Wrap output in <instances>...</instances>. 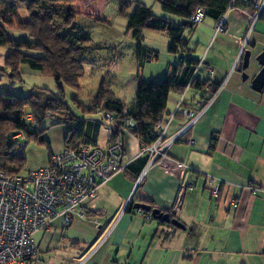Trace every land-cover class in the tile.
Wrapping results in <instances>:
<instances>
[{
    "label": "crops",
    "instance_id": "obj_1",
    "mask_svg": "<svg viewBox=\"0 0 264 264\" xmlns=\"http://www.w3.org/2000/svg\"><path fill=\"white\" fill-rule=\"evenodd\" d=\"M77 3L72 5L76 13ZM249 15L250 10L229 12L225 31L218 34H214V19L209 18L196 31L199 51L194 52L188 41L184 58L203 60L193 79L208 84L170 92L164 119L181 98L184 108L198 111L197 102L210 96L212 89L217 96L188 132L168 147L167 157L156 160L135 188L147 156L135 158L141 141L125 133L124 164L131 167L113 176L98 189L95 199L86 202L88 214L100 220V227L74 220L63 228L62 219L56 218L36 232L40 233L39 241L35 240L38 253L25 264H264V87L260 92L251 88L261 68L255 58L264 50V14L241 53ZM245 51L250 52V60L242 69ZM177 59L170 57L163 72L173 69ZM190 72L192 66L186 63L175 69L181 82L188 80ZM99 113L81 118L86 137L92 144L105 146L112 131H107L100 145L102 121L93 117ZM186 120L177 117L166 136H172ZM64 126L57 151L41 134L50 147L46 162L38 167L65 148L69 127ZM210 180L219 184L217 197L212 195ZM134 204L168 213L184 229L160 224L147 217L150 212H137ZM52 250L53 257L45 260V252Z\"/></svg>",
    "mask_w": 264,
    "mask_h": 264
},
{
    "label": "trees",
    "instance_id": "obj_2",
    "mask_svg": "<svg viewBox=\"0 0 264 264\" xmlns=\"http://www.w3.org/2000/svg\"><path fill=\"white\" fill-rule=\"evenodd\" d=\"M15 1L26 4L27 21L22 19ZM75 1L12 0L0 13V46L8 48L4 66L0 69L8 70L9 78L14 81L19 79L18 70L20 65L24 64L31 70L51 77L58 88V94L48 89L33 88L26 96H16L8 88L0 89V171L5 174H19L24 169V154L22 156L13 154L11 145L7 144L11 135L21 132L26 139L37 138L49 148V143L41 137V133L47 128L40 129L39 124L48 122L51 126L67 125L69 130L64 138V146L68 149H77L85 144L95 145L84 133L85 121L74 114L64 101L63 86L78 89V81L84 75L85 65L88 63L83 57L88 39L82 35L75 23L77 13L72 9ZM157 2L163 12L178 21L170 17L155 16L142 3L136 2L133 13L127 16V30L137 42L138 52L147 49L141 43L144 30L165 32L170 38L168 45L170 53L186 50L188 40L183 35L186 29H194L198 25L192 22L195 10L202 8L205 18L215 21L230 5V0H157ZM127 3L123 1L121 6L124 8ZM13 28L26 32L27 39L11 38L9 30ZM145 58L153 60L157 58V54L145 52ZM199 61L181 55L177 65L171 70L167 69L160 80H138L135 97L129 107L116 99L103 84L92 97L90 105L77 101V107L82 115L98 111L103 113L104 119L106 114L111 115V120L106 119L112 131L110 142H119L123 145V135L130 133L141 143L150 144L157 137L153 134L154 126L164 118L168 94L182 93L188 86L201 89L203 85L208 84L207 81L191 80L193 68ZM182 63L192 66L190 77L185 82L179 81L175 74L176 66ZM215 92L216 89H212L210 96ZM202 99L208 100L209 96ZM29 113L33 118L31 123L26 122ZM126 119L132 120L136 128H125ZM29 127H35V130L29 131ZM130 167L129 163L125 169ZM170 218H173L172 215ZM158 222L164 223L161 220Z\"/></svg>",
    "mask_w": 264,
    "mask_h": 264
},
{
    "label": "built area",
    "instance_id": "obj_3",
    "mask_svg": "<svg viewBox=\"0 0 264 264\" xmlns=\"http://www.w3.org/2000/svg\"><path fill=\"white\" fill-rule=\"evenodd\" d=\"M234 10H250L249 25L242 43L241 53L256 22L264 13V0H230L226 11L214 22V34L225 31L229 12ZM205 20L202 8H197L192 16L194 24ZM203 60L195 65L191 80L202 67ZM212 71H209V76ZM217 96V91L208 100L200 99L198 111L184 108L181 100L175 110L163 118L153 128L157 137L150 144H143L135 158L147 156L145 165L138 173L135 188L141 184L149 168L156 160L166 158L168 147L180 139L200 118L206 108ZM177 116L185 117L186 122L170 137L166 134ZM107 120L112 117L105 115ZM33 120L27 114L26 122ZM125 128L134 129L136 124L126 119ZM23 133L11 135L7 144L11 152L17 156L24 154L26 143ZM192 143V141H190ZM125 149L119 142H109L105 146L81 145L77 149L64 148L54 154L45 166L28 169L19 174H5L0 171V264H25L28 258L36 256L34 234L46 228L56 218H61L63 228H67L74 220L94 228L100 227V220L87 212L86 202L96 198L98 189L109 182L113 176L122 172ZM212 195L217 197L219 184L209 182ZM193 184V182H191ZM137 212L143 213L141 209ZM147 217L151 218L149 213Z\"/></svg>",
    "mask_w": 264,
    "mask_h": 264
},
{
    "label": "rangeland",
    "instance_id": "obj_4",
    "mask_svg": "<svg viewBox=\"0 0 264 264\" xmlns=\"http://www.w3.org/2000/svg\"><path fill=\"white\" fill-rule=\"evenodd\" d=\"M11 1L0 0V13L8 7ZM123 1L128 2L124 8L121 6ZM136 2L142 3L155 16H171L162 11L157 0H93V2L78 0L77 8L79 11L75 16V23L82 35L88 39L86 41L87 48L83 55L88 63L85 65L84 75L78 81V89L63 86L64 101L74 114L80 117L83 116L76 102L90 105L92 97L102 84L116 99L129 107L134 100L138 80H160L164 75L163 71L170 57L176 56L178 63L183 51L180 53L168 52L170 38L165 32L157 33L144 30L141 43L148 50L142 49L138 52L137 42L127 30V16L133 13ZM15 3L22 19L27 21L26 4L17 1ZM80 10L84 12L82 13ZM206 22H209L208 17L201 24L195 26L194 29L184 31L183 37L190 42V48L192 47L194 52L197 49L199 51L195 44L196 31L199 26H205ZM9 34L13 39H27V33L16 28L10 29ZM145 52L156 53L157 58L153 60L146 59ZM7 53L8 48L0 46V67L4 66V58ZM18 71L19 79L13 81L9 78L8 70L0 69V89L8 88L16 96H26L33 88L48 89L52 93L58 94L57 85L51 77L31 70L24 64L20 65ZM93 117L97 118L98 121H102L100 145H103L107 131L109 134L110 123L104 119L102 113ZM39 128H47L41 134L50 140L52 151H57L62 147L66 126L62 124L51 126L47 122L39 124ZM34 130L35 127H29V131ZM24 142L26 145L22 172L42 165L46 162L49 154L46 144L40 143L37 138L25 139L22 143ZM39 235L40 233H35L33 236L37 242L40 239ZM43 256L45 260L53 257V250L50 253L45 252Z\"/></svg>",
    "mask_w": 264,
    "mask_h": 264
},
{
    "label": "water",
    "instance_id": "obj_5",
    "mask_svg": "<svg viewBox=\"0 0 264 264\" xmlns=\"http://www.w3.org/2000/svg\"><path fill=\"white\" fill-rule=\"evenodd\" d=\"M249 60L250 52L245 51L242 57V69H246L248 67ZM255 60L261 66V68L253 78L251 88L256 92H260L264 87V50L256 56ZM243 78H245V75L243 76ZM133 207L135 209H142L146 212H150L151 217L155 220H161L162 222L170 224L177 229H184V226L177 219L170 218V215L168 213H164L159 209H151V207L147 204H134Z\"/></svg>",
    "mask_w": 264,
    "mask_h": 264
}]
</instances>
